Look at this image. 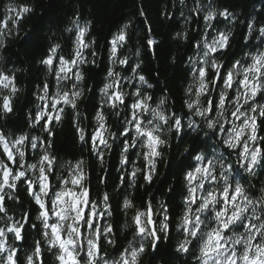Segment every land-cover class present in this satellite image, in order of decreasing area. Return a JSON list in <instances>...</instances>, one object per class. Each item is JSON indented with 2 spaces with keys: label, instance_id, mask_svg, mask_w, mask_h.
<instances>
[{
  "label": "snow or ice",
  "instance_id": "6c2138e0",
  "mask_svg": "<svg viewBox=\"0 0 264 264\" xmlns=\"http://www.w3.org/2000/svg\"><path fill=\"white\" fill-rule=\"evenodd\" d=\"M179 3L184 5L185 0ZM33 11L28 5L6 8V13L15 16L7 15L0 24V50L7 47V39L12 35L11 30L8 36L4 34L7 21L11 20L18 29L19 22ZM191 11L202 14L204 30L195 44L197 57L189 58L192 82L184 89L186 98L182 101L187 114L168 107L166 93L153 102L152 95L144 90L153 85L139 73V62L130 66L131 77H122L112 67L117 63L129 64L127 58H117L118 47L126 42L128 25H125L109 42L110 66L100 89L105 99L94 117L92 154L103 164L104 150L112 148L109 137L123 138L120 165L129 162L126 154L130 149L138 148L136 155L142 157L144 166L120 176L121 184L128 181L127 186L135 187L137 174L142 172L143 181L150 185L164 149L170 150L174 139L184 142L194 135L198 147L183 148L187 154L182 176L183 208L176 218V231L182 232L183 238L175 252L178 257L191 256L193 264H264V20L259 28L252 19L240 21L247 29L243 37L245 47L255 39L256 51L244 52L227 66L219 57L232 46L236 15L228 8H219L213 0H194ZM221 20L232 28H217L216 22ZM70 24L64 29L74 36L70 38L71 51L67 56L61 54V45L57 43L50 45L38 61L46 69V75L54 77V84L45 79L33 93L35 112H30L26 121L31 131L17 134L0 129V264H20V248L29 227L40 238L33 240L24 264H45L46 251L55 264H140L146 245L158 253L161 243L166 244L171 238L170 205L160 200L154 207L150 199L143 209H136L131 224L125 220L124 226L133 229V240L126 247L118 246L111 197L104 193L98 200L91 198V190L84 183L87 176L83 160L61 164L48 151L54 147V128L63 122L68 108L73 111V127L79 140L86 142L85 130L78 122V101L83 95L80 89L85 79L83 66L89 64L85 50L95 41L86 38L90 21L81 23L77 13ZM182 38L186 40L187 33ZM146 43L151 50L156 42L149 35ZM91 55H97L94 49ZM136 55H140L139 50ZM91 64L99 67L95 59ZM20 71L23 69L16 68L9 74L0 68V89L8 92L0 98V119H6L14 111L13 99L21 91L15 73ZM132 80L138 81L134 90L123 91L121 81ZM68 83L71 89L66 87ZM126 97H131L130 103ZM104 105L111 109L123 106L124 118L117 132H110L106 126ZM37 129L46 135L34 134ZM38 149L35 162H29L28 151ZM65 168L66 175L62 174ZM257 177L262 180L259 189L252 183ZM100 182L106 184L107 180L101 177ZM22 193L29 200L26 210H21ZM10 202L18 206L13 212L9 210ZM133 207L131 199L125 198L122 205L125 216ZM105 217L113 220L102 225L100 220ZM105 243L114 249L111 255L105 250Z\"/></svg>",
  "mask_w": 264,
  "mask_h": 264
},
{
  "label": "trees",
  "instance_id": "16d2710c",
  "mask_svg": "<svg viewBox=\"0 0 264 264\" xmlns=\"http://www.w3.org/2000/svg\"><path fill=\"white\" fill-rule=\"evenodd\" d=\"M219 8L230 9L237 17V23L234 28L224 21L216 22V27L225 29L232 28L231 47L220 56L227 66L236 59H240L246 51H256L255 45L258 41L252 39L250 45L245 47L244 35L247 32L244 24L240 21L252 19L256 27H260V22L264 20L261 12H264V0H213ZM28 5L34 9L30 14H26L19 22L18 29L13 26L11 20L7 21V28L3 29L5 36L11 30L12 35L7 39V47L0 50V68L9 71L11 74L16 68L23 71L16 72L17 87L21 89L13 99L14 111L6 119H0V129L7 132L19 133L20 131H31L26 127V121L31 113L35 112L36 103L33 93L37 85H41L45 79L54 84V77L46 75V69L38 61L43 58L50 45L60 44L62 52L66 55L71 51L70 38L74 39L72 33L65 32L66 27H70L71 19L78 13L81 16V23L90 21V29L87 34L88 41H95L91 48L85 50V55L89 64L83 66L85 79L80 85L83 95L78 101L79 106V124L85 130L86 142H81L73 127V111L68 108L63 122L56 125L52 139L54 147L48 149L52 155L58 158L59 163L75 164L78 160L84 161V171L87 176L85 185L91 190V198L98 200L107 193L111 199L109 201L111 210L115 216V239L118 246H127V242L133 240V229L125 227V220L131 224V217L136 209H143L145 202L152 200L153 206H158L160 200H164L170 205L172 224L170 226L171 238L165 244L161 243V251L153 253L150 247L146 245V252L140 259V264H193L191 256H179L175 252V247L180 239L183 238L182 232L176 231V218L181 214L183 172L186 170V153H183L184 147H191L195 150L199 141L196 137L190 136L184 142L173 140V147L164 149V156L157 164V174L154 176L150 185L143 181V173H138L135 187H129L128 181L121 184L120 176H127L134 167L143 168L144 161L142 157L138 158L136 153L140 149H130L126 154L128 163L120 165L122 140L118 138L113 140L109 137L111 149L104 150L103 164L92 154L90 143L91 135L96 127L94 119L95 113L100 108L105 99L100 89L105 82L109 65L110 41L124 28L126 42L118 47L117 58H127L128 65L121 66L118 63L112 65L122 77H131L130 66L136 63L141 64L138 70L153 85L152 88H144L146 92L152 95L155 102L162 93L168 97L167 106L177 113L187 114L182 106L184 89L192 82L190 74L189 58L197 57L196 41L203 34L204 24L202 14H195L191 11L194 7V0H185L181 5L179 0H0V24L6 19L7 15L15 16V13H6L7 7H19ZM255 10V11H254ZM141 12L144 15H141ZM183 12V16L181 15ZM180 33L181 36H177ZM187 33V39H183V34ZM151 35L155 40L152 49L149 50L146 38ZM212 32L209 30V40ZM97 55H91L92 50ZM137 50L140 55L137 56ZM95 59L99 67L91 64ZM123 91L131 92L133 85L138 84L137 80L131 83L121 81ZM71 89V83L66 85ZM54 90V89H53ZM7 90L0 89V98L7 95ZM130 103L131 97H126ZM123 106L111 109L107 105L103 106V112L106 116V126L110 132H117L124 118ZM120 112V116L113 113ZM34 134L46 135L39 129ZM264 134V133H262ZM40 150L35 152L29 150V162H35ZM62 174H67V168ZM101 177L107 180L106 184L100 182ZM261 178L252 179V183L259 189ZM53 183L55 179L53 178ZM173 190L170 192L169 189ZM255 195H260L257 191ZM23 199V208H28V197L26 193L21 194ZM125 198L131 199L134 207L127 210V216L122 208ZM18 206L9 204L10 212H13ZM102 211V206L101 209ZM17 218L19 211L14 213ZM33 219L35 210L33 209ZM112 217L101 219L103 225L111 222ZM28 227V226H26ZM36 230L28 228V233L22 242L20 248V264H24V256L32 247L34 239H39ZM12 241H10L11 243ZM135 242V241H134ZM105 250L111 255L114 249L105 243ZM45 264H55L54 258L47 251L44 253Z\"/></svg>",
  "mask_w": 264,
  "mask_h": 264
}]
</instances>
